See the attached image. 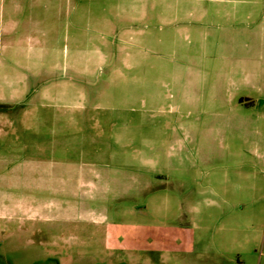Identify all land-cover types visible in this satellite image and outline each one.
<instances>
[{
	"label": "rangeland",
	"instance_id": "rangeland-1",
	"mask_svg": "<svg viewBox=\"0 0 264 264\" xmlns=\"http://www.w3.org/2000/svg\"><path fill=\"white\" fill-rule=\"evenodd\" d=\"M50 2L37 88L0 68V264H264V0Z\"/></svg>",
	"mask_w": 264,
	"mask_h": 264
},
{
	"label": "crops",
	"instance_id": "crops-1",
	"mask_svg": "<svg viewBox=\"0 0 264 264\" xmlns=\"http://www.w3.org/2000/svg\"><path fill=\"white\" fill-rule=\"evenodd\" d=\"M50 1L0 0V68L14 94L36 89L35 78L46 72Z\"/></svg>",
	"mask_w": 264,
	"mask_h": 264
},
{
	"label": "flooded vegetation",
	"instance_id": "flooded-vegetation-1",
	"mask_svg": "<svg viewBox=\"0 0 264 264\" xmlns=\"http://www.w3.org/2000/svg\"><path fill=\"white\" fill-rule=\"evenodd\" d=\"M4 264V263H3Z\"/></svg>",
	"mask_w": 264,
	"mask_h": 264
}]
</instances>
